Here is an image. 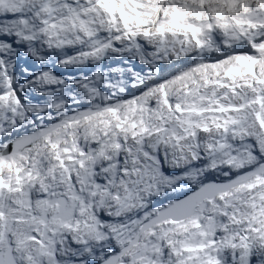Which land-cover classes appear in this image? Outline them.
<instances>
[{"label":"snow or ice","instance_id":"obj_1","mask_svg":"<svg viewBox=\"0 0 264 264\" xmlns=\"http://www.w3.org/2000/svg\"><path fill=\"white\" fill-rule=\"evenodd\" d=\"M0 264H264V0H0Z\"/></svg>","mask_w":264,"mask_h":264}]
</instances>
